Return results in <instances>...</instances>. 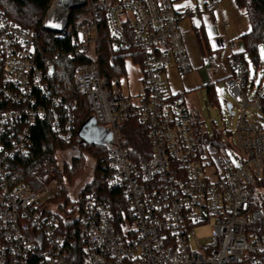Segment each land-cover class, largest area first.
Wrapping results in <instances>:
<instances>
[{"label": "built area", "instance_id": "1", "mask_svg": "<svg viewBox=\"0 0 264 264\" xmlns=\"http://www.w3.org/2000/svg\"><path fill=\"white\" fill-rule=\"evenodd\" d=\"M179 1L52 0L43 19L45 28L63 33L71 10L89 4L63 53L90 59L77 64L75 87L96 123L113 134L106 144V181L124 191L130 209V218L117 225L111 208L93 194L82 203L77 198L67 209L78 210L82 244L75 258L65 220L47 203L58 191L53 173L36 189L12 185L9 163L32 146L31 129L39 120L51 118L54 133L70 143L78 99L67 102L47 86L36 28L13 22L0 7V264H264V232L250 228L264 220L250 196V187L264 178V76L253 91L236 41L223 43L231 67L225 83L242 109L235 164L211 140L199 113L184 96L169 94L162 80L172 64L181 73L193 68L180 23L194 9H178ZM219 5L210 0L206 9ZM103 21L116 50L109 64L121 55L142 68L145 93L136 101L124 94L122 77L100 72ZM133 118L147 127L151 144V155L140 162L120 134V125ZM205 225L211 226L209 243L192 249L191 233Z\"/></svg>", "mask_w": 264, "mask_h": 264}, {"label": "trees", "instance_id": "2", "mask_svg": "<svg viewBox=\"0 0 264 264\" xmlns=\"http://www.w3.org/2000/svg\"><path fill=\"white\" fill-rule=\"evenodd\" d=\"M240 7L247 10L251 28L243 33L240 38L243 42L244 49L239 52V55L247 62V54L254 61L260 59L259 47L264 45V0H236ZM52 0H0V7L3 8L8 17L15 23L28 27L36 28L39 36V41L42 47L40 56L41 63L44 68L46 84L53 90L54 93L61 95L67 102L78 99V105L73 106L75 122V136L70 143L62 141L53 131L52 119L39 120L31 129L32 146L22 154L14 157L10 163L11 184L26 183L33 189H36L41 184V178L50 173L55 172L57 175V193L47 199L54 200L58 204L51 205L56 213H58L66 226V231L69 237V252L70 257L75 258L80 252V226L75 218L77 209L67 210L70 197L68 193L69 179L74 176L73 171L78 173L77 167L80 166V161L83 160V153L76 155L71 163L65 164L63 167L57 161L59 151L80 146L81 149L93 148L98 152L100 158L96 164V177L86 183L83 189H80L79 199L82 203L89 194H93L96 200L100 203L108 205L114 213L117 225L123 222L124 218H130L129 203L125 193L119 188H110L107 185L104 166L107 161L108 145L105 143H86L81 142L79 133L81 129L91 120L92 116L86 101L85 96L78 92L74 83V71L78 63L90 60L84 57H68L63 52L70 48L69 37L74 31L78 20H81L83 15L89 11V4L71 10L69 16V29L63 33H56L43 26V19L51 7ZM101 48L98 60V66L103 76L108 78L123 77L127 73L126 56L118 57L115 66L109 64L111 56L115 55L116 50L112 47L109 32L105 21L102 22L100 29ZM62 54L55 60L53 65L49 61L54 58L57 52ZM119 56V55H118ZM264 76V69L262 77ZM209 99L212 102L216 98L214 83L206 84ZM5 102H3L4 104ZM213 103V102H212ZM6 108V106H5ZM4 109L0 108V111ZM120 134L123 137L124 145L128 148L131 158L134 161L140 162L151 155V144L147 127L140 123L137 118L131 119L129 122L120 125ZM221 134L214 135L211 140L220 146ZM104 156H102V154ZM264 188V178L256 180L250 187V196L255 208H261L264 211V197H260L258 189ZM72 214V218L68 219ZM65 214L66 216H64ZM255 231L264 232V220L257 223Z\"/></svg>", "mask_w": 264, "mask_h": 264}, {"label": "rangeland", "instance_id": "3", "mask_svg": "<svg viewBox=\"0 0 264 264\" xmlns=\"http://www.w3.org/2000/svg\"><path fill=\"white\" fill-rule=\"evenodd\" d=\"M205 1L206 0H198L200 6L199 10L202 12L205 10ZM223 3L225 5L223 18L230 25V29L226 35V41L235 40L238 50H243L244 45L240 38V34L245 30H248L250 27L249 18L240 12V10H238L237 4L233 6L231 0H225ZM198 13L199 12L196 8L195 14L199 16ZM203 18L206 28L210 30L209 34L211 37L221 33L220 15L216 14L213 16L212 14L208 13L205 14ZM183 34L189 56L194 61V71L193 73L189 72L183 75L182 78L178 74H174L172 77H170V82L173 88L175 87L176 90H181L184 88L188 90V99L195 110L199 113L201 120L204 121L205 131L208 132L210 137H213L218 133L221 134L220 145L223 148V156L226 157L227 154H229L232 158V161L235 164H238L239 160L235 157L236 153L240 152L237 139V127L242 109L235 103L234 97L225 83L224 70L218 68L219 64H224V60H221L224 58L222 50L219 51V55L213 57L212 59L209 57L207 58V54L204 56V53L207 51L204 41L203 43H200L195 32L192 34L185 31ZM211 46V48L214 50L215 44L212 43ZM203 47L205 48L203 49ZM259 52L260 59L257 62L254 61L249 54H247V59L249 61V85L254 86L252 88L253 91L256 89L262 79L264 69V45H260ZM225 60L226 64L229 65L227 57ZM126 69V75L121 78V87L126 96H130L132 100L136 101L138 98L137 94L143 92V86L139 80L142 77V71L140 67L134 64L130 59L126 61ZM204 78L214 83L216 98L212 100L213 103L209 99L207 87L204 85ZM228 103L232 105L231 110L228 107ZM248 110L249 113L254 116V118L259 116L258 112L250 108H248ZM81 152L83 153V160L79 162L81 164L79 167H77L79 171L78 173L73 171L74 176L69 179L70 183L68 186V193L70 202L68 203L67 208L76 202L77 198H79L80 189H83L86 183H90V181L96 177V164L100 158V155L93 148L91 149L88 147V149H81L80 146L59 151L57 154V161L60 163V166L63 167L65 164L71 163L73 158ZM104 154L105 153H103L102 156H104ZM50 173H53L57 183L56 173ZM258 194L260 197H264L263 187L258 189ZM53 204L56 205L58 202L49 200V205ZM63 215L66 216L65 214ZM249 220L252 222L251 215L249 216ZM256 226L257 223H252L250 228L255 230ZM210 229V225H205L199 226L193 230L190 235L192 249L198 250L201 245H207V243H209Z\"/></svg>", "mask_w": 264, "mask_h": 264}, {"label": "crops", "instance_id": "4", "mask_svg": "<svg viewBox=\"0 0 264 264\" xmlns=\"http://www.w3.org/2000/svg\"><path fill=\"white\" fill-rule=\"evenodd\" d=\"M225 0H220V5L218 8H216L215 10H212V11H209L206 9V5L210 2V0H206L205 1V10L204 12L200 11L199 10V3H198V0H182V1H179L177 4H176V7L178 9H185V8H188V7H191L192 9H194V11L188 16V17H185L181 20V23H180V27H181V31H182V28H183V31L185 29V31H187V33H196L200 43H205V47L207 48V51L206 53H204V56L207 54V58L209 57L210 59H212L213 57L219 55V51L222 50V54L224 55V58L221 59L222 61L224 60V64H219L218 65V68L219 69H222L224 70V73H225V77H224V80L225 78H227L230 74H231V67H230V63L229 65L226 64V57L228 59V62H229V51L226 50V47L223 45V43H226V35H227V32L229 31L230 29V25L229 23L223 18L224 17V2ZM231 3L232 5L234 6L235 4H237V1L236 0H231ZM193 6H196V7H193ZM238 10H240V12H242L243 14H245L248 18H249V21H250V17H249V14L247 12V10L243 7H240L238 4ZM197 8L198 10V14H195V9ZM206 12V13H205ZM212 14L213 16H215L216 14L217 15H220L221 16V33L215 35L214 37H211L210 34H209V31L207 28H206V25L204 23V18L203 16L205 14ZM201 17V18H200ZM188 19V21H187ZM251 28V21H250V27L248 28V30ZM248 30H245L244 32H242L240 34V36L247 32ZM182 31V34L185 32ZM183 39H184V43L186 45V42H185V38H184V34H183ZM214 43L215 44V49L213 50L211 47V44ZM203 47V49L205 48ZM186 48H187V45H186ZM188 51V49H187ZM242 50H240L241 52ZM189 54V53H188ZM128 60V59H127ZM126 60V61H127ZM191 60V64H192V67H193V60L190 58ZM132 61V60H131ZM134 64L138 65L137 63H135L134 61H132ZM221 63V62H220ZM226 64V65H225ZM140 67V65H138ZM141 71H142V68L140 67ZM194 71V68L190 71V73H193ZM174 74H178L181 78L183 77V75L187 74V73H181L179 71V69L177 68V66L175 64H172L170 67H168L163 73H162V80L165 84V87H166V90L168 91L169 94L171 95H182L185 97V100L188 104V106L191 108V109H194L195 108L193 107V105L191 104V102L189 101L188 97V90L187 89H181V90H176V88L174 89L171 82H170V77H172ZM142 83V86H143V92L140 93V94H137L138 96H141L145 93V88H144V85H143V81H142V77L139 79ZM204 85L210 83L211 81L207 80L204 78ZM93 118V117H92ZM91 118V119H92ZM81 139V138H80Z\"/></svg>", "mask_w": 264, "mask_h": 264}, {"label": "water", "instance_id": "5", "mask_svg": "<svg viewBox=\"0 0 264 264\" xmlns=\"http://www.w3.org/2000/svg\"><path fill=\"white\" fill-rule=\"evenodd\" d=\"M228 107L231 110L232 105L228 103ZM79 137L81 142L86 143H98V144H110L113 138V134L110 130L98 125L94 118H92L80 131Z\"/></svg>", "mask_w": 264, "mask_h": 264}]
</instances>
